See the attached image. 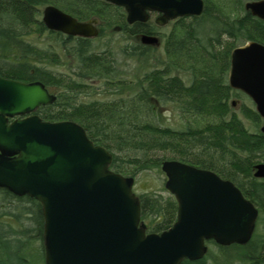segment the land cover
<instances>
[{"label":"trees","instance_id":"16d2710c","mask_svg":"<svg viewBox=\"0 0 264 264\" xmlns=\"http://www.w3.org/2000/svg\"><path fill=\"white\" fill-rule=\"evenodd\" d=\"M47 5L77 21L96 19L98 37L109 35L114 26L122 28L120 33L127 37L142 30L127 25L122 9L104 0H0V77L38 81L55 95L54 102L36 115L43 121L80 125L94 145L111 154L109 170L123 176L133 178L165 160L215 172L235 183L242 196L257 207L256 226L261 224L264 229V181L250 175L256 159H220L228 170L214 167L216 140L226 155L224 149L231 141L238 144L243 134L236 115L229 114L225 105H219V120L214 114L220 88L217 69L210 65L215 52L206 51L192 36L172 37L170 47L164 43L158 57L149 47L124 44L118 53L135 65L129 72H119L115 54L108 47L98 50L97 38L48 31L40 20L41 9ZM262 33L251 31L246 38L264 43ZM58 67L66 69L57 71ZM96 94L100 98H91ZM80 96L90 99L79 101ZM167 104L177 113L178 127L166 124L161 109ZM137 197L147 233L171 226L176 215L171 195L143 193ZM41 233L37 201L0 188V264H43ZM208 245L201 259L180 264H264V234L255 230L244 245Z\"/></svg>","mask_w":264,"mask_h":264},{"label":"water","instance_id":"95a60500","mask_svg":"<svg viewBox=\"0 0 264 264\" xmlns=\"http://www.w3.org/2000/svg\"><path fill=\"white\" fill-rule=\"evenodd\" d=\"M104 1L120 7L128 25L145 21L146 10L173 18L201 8L199 0ZM245 9L264 20V0ZM40 20L68 37L97 36L96 19L77 21L52 5L41 9ZM138 39L155 42L146 35ZM227 76L264 117V46L249 41L233 49ZM54 100L40 82L0 77V188L39 204L43 264H180L201 259L205 242L227 247L249 241L257 217L253 205L228 180L176 160L159 166L163 188L176 204L175 220L164 231L147 233L133 178L109 170L111 154L75 122L30 115ZM26 114L7 124L6 118ZM255 169V177H264V164Z\"/></svg>","mask_w":264,"mask_h":264},{"label":"flooded vegetation","instance_id":"af4514ba","mask_svg":"<svg viewBox=\"0 0 264 264\" xmlns=\"http://www.w3.org/2000/svg\"><path fill=\"white\" fill-rule=\"evenodd\" d=\"M199 1L201 4V8L198 14H189L184 16L183 15L175 16L173 18L170 17L166 18L164 17L162 12H158L155 9L146 10L147 18L145 21L143 22L135 21L132 24H129V25H136L142 30H138L137 32L133 33L131 36L128 37L125 35V37L128 40H131V42H134L132 43V46L137 45V46L149 47L156 52L158 50L162 51L164 43L170 47L172 37L192 36L193 37L192 39L194 40L196 39L198 41L197 43H200L201 45L205 46L206 51L215 52V58L210 62V65H213V67L217 69V80L218 81L220 80L219 81L220 88L218 90L219 92H217L218 93L217 96L218 100L216 104L217 111L214 112V114L217 116V119L219 120L221 118L219 105H225L229 114L236 115V120L237 122L239 121L237 127L240 128L241 133L243 132V134L240 135L242 139L241 141H239L238 144H236L234 141H231L230 142L231 145H228V148L224 149L226 155L223 154L219 140L218 139L216 140V143L214 144L213 158H212L214 159L213 160L214 167L215 168L217 167V169L220 170H228L227 166L222 165L220 159H256L250 166V175L253 179L259 182H263L264 177L261 178L255 177L254 173L256 171L255 166L264 164V117H261L255 111V104L252 102L251 98L241 90L230 87L227 80L228 69L230 67V53L233 49L240 47L249 41L264 46V43L260 42L259 40L246 38V36L250 34L251 31H256L259 34H263L262 32L264 30V20L251 15L249 10L245 9L246 3L257 2L260 0H199ZM123 20L125 22V15L123 17ZM98 25L99 22L97 21V24L95 25L97 29L96 37L82 38V39L97 38L99 33ZM116 27H118V30H115ZM111 30L114 33H120L122 31V28H120L119 26H114ZM141 35L150 36L155 39V42H153V44L151 45L142 44L139 42L138 39L139 36ZM74 38H81V37H74ZM222 47H224V50L219 51V49ZM8 80H12V79H8ZM13 81H18V80H13ZM18 82L30 83V82H38V81H25V82L18 81ZM47 92L51 94L48 90ZM45 106L37 107L32 113H30V115L37 116L36 112L40 108ZM25 116H27V114L6 118L7 124H9L14 120L22 119ZM230 134L236 135L232 132ZM185 164L190 165L188 163ZM193 167L198 168L196 166ZM229 169L230 172L237 174L234 167H229ZM213 173L216 174L215 172ZM217 176L221 178L219 175ZM231 183L239 190L240 193L242 192L235 183L233 182ZM251 204L253 205V203ZM253 207L257 211V217L254 226V230H255L256 221L259 216V211L257 207H255L254 205ZM209 242L213 243L212 241L205 242L207 249L209 247L208 245Z\"/></svg>","mask_w":264,"mask_h":264},{"label":"rangeland","instance_id":"374dc122","mask_svg":"<svg viewBox=\"0 0 264 264\" xmlns=\"http://www.w3.org/2000/svg\"><path fill=\"white\" fill-rule=\"evenodd\" d=\"M164 31V30H163ZM43 40H46L43 38ZM134 42H131V40H128L123 34L121 33H114L110 32L109 35H104L97 37L96 46L98 47V50H101L103 47H108L114 54L116 58V64H117V71L119 72H129L131 68L134 67V63H131L132 61L125 60L122 55H120L119 48L124 46V44L129 45ZM224 50V47L220 48L219 51ZM161 55V51L158 50L155 53V57H158ZM66 67H58L57 71H64ZM129 69V70H128ZM185 83V79H182ZM93 85H97V83H92ZM99 86V85H98ZM100 89H96V92H99ZM91 98H100L98 94L91 96ZM87 99H90V97L80 96L78 98L79 101H86ZM237 99V98H236ZM239 105V103H238ZM217 105L214 110L216 112ZM161 112L163 113V116L165 117L166 124H169L171 127H178L179 124V118L177 117V113L174 111V108L171 104L164 105L161 109ZM189 150H191L189 148ZM194 148H192V151ZM195 151V150H194ZM164 183V175L160 171L159 167L155 169H148L145 171L140 172L139 174L135 175L133 177V187L132 192L138 196L143 193H161V194H168L167 191L163 188ZM256 234H264V229L261 224H258L255 228ZM38 243V242H37ZM212 248V247H210ZM209 248V249H210Z\"/></svg>","mask_w":264,"mask_h":264}]
</instances>
